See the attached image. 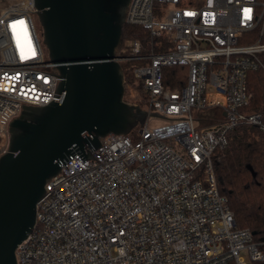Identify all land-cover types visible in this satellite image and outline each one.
<instances>
[{"label": "built area", "instance_id": "built-area-1", "mask_svg": "<svg viewBox=\"0 0 264 264\" xmlns=\"http://www.w3.org/2000/svg\"><path fill=\"white\" fill-rule=\"evenodd\" d=\"M35 12L34 0H0V154L22 105L47 104L59 81ZM124 23L171 46L140 54L130 40L128 57L117 52L120 63L143 61L133 67L142 94L131 89L129 102L166 122L149 127L147 116L129 131L134 139L108 133L93 150L83 143L91 157L74 154L45 183L17 264L264 262V239L236 227L213 170L229 130L264 131V111L247 109V75L264 72V0H129ZM175 65L186 66L187 77L172 89L162 69ZM213 108L215 120L202 123L199 113Z\"/></svg>", "mask_w": 264, "mask_h": 264}, {"label": "water", "instance_id": "water-1", "mask_svg": "<svg viewBox=\"0 0 264 264\" xmlns=\"http://www.w3.org/2000/svg\"><path fill=\"white\" fill-rule=\"evenodd\" d=\"M128 2L34 0L59 81L53 99L22 105L8 125L7 151L0 154V264H17V245L35 226L47 180L74 154L91 157L83 143L93 150L100 136L128 134L158 115L124 99L117 52Z\"/></svg>", "mask_w": 264, "mask_h": 264}, {"label": "trees", "instance_id": "trees-1", "mask_svg": "<svg viewBox=\"0 0 264 264\" xmlns=\"http://www.w3.org/2000/svg\"><path fill=\"white\" fill-rule=\"evenodd\" d=\"M161 39L166 41L165 36ZM130 40L140 42V54L171 48L165 41L164 46L156 45V40H152L149 32L144 28L124 23L118 50L121 56L128 57L126 43ZM252 40L253 38L244 39L245 42ZM142 62L138 59H126L121 62L125 100H133L129 97L131 89H134L137 95L142 94L140 82L133 73V67ZM186 77V66L175 65L162 69V82L166 87L179 88L185 83ZM247 83L252 91L251 102L247 109L264 111V72L260 69L249 71ZM213 111L219 110L213 108L199 115L203 120H208V117L212 120L215 118ZM129 136L134 139V132H130ZM247 165L252 168L254 175ZM213 170L218 191L225 196L236 227L248 228L252 231L254 240H262L264 238V131L248 125H237L229 130L225 146L215 149ZM260 247L264 250V243H261ZM228 264H234V262L231 261ZM248 264H264V262L250 261Z\"/></svg>", "mask_w": 264, "mask_h": 264}, {"label": "rangeland", "instance_id": "rangeland-1", "mask_svg": "<svg viewBox=\"0 0 264 264\" xmlns=\"http://www.w3.org/2000/svg\"><path fill=\"white\" fill-rule=\"evenodd\" d=\"M33 18L35 21V26H36L37 32H38L39 37L42 41L41 27L39 25L37 16L33 15ZM45 57L48 58L47 53H46ZM213 120H215V119L212 118V120H209V117H208V120H203L202 123L209 124V123L213 122ZM165 122H166V119L164 117H161L159 115H154V116L150 115V114L148 115L147 124L149 127L160 125V124H163ZM242 256L245 257L244 253H242ZM245 260H247V257H245Z\"/></svg>", "mask_w": 264, "mask_h": 264}, {"label": "snow or ice", "instance_id": "snow-or-ice-1", "mask_svg": "<svg viewBox=\"0 0 264 264\" xmlns=\"http://www.w3.org/2000/svg\"><path fill=\"white\" fill-rule=\"evenodd\" d=\"M247 11V10H246ZM22 23V22H21ZM13 28H15V25H13Z\"/></svg>", "mask_w": 264, "mask_h": 264}]
</instances>
